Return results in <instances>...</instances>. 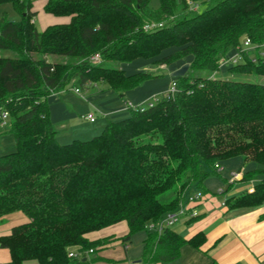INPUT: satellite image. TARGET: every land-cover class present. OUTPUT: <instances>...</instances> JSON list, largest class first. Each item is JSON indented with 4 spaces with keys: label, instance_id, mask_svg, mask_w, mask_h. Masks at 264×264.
Instances as JSON below:
<instances>
[{
    "label": "trees",
    "instance_id": "trees-1",
    "mask_svg": "<svg viewBox=\"0 0 264 264\" xmlns=\"http://www.w3.org/2000/svg\"><path fill=\"white\" fill-rule=\"evenodd\" d=\"M34 1L0 0L21 17L0 20V50L15 55L0 58V113H9L16 145L0 156V219L16 212L29 218L0 237V249L11 254L5 264L96 262L108 241L88 235L121 222L129 227L125 243L149 232L143 262L174 261L187 244L200 249L203 232L186 239L170 228L158 233L146 227L220 175L219 162L243 157L255 164L242 180L264 174V83L216 76L229 51L249 38L255 48L243 51L244 62L228 72L264 79L258 49L264 0H190L207 5L203 12L191 11L189 0H159L157 10L151 0H47L44 12L69 22L43 31ZM180 5L188 13L176 16ZM149 22L164 26L146 33ZM168 49L174 52L161 56ZM94 55L100 63L91 61ZM140 58H158L155 63L167 67L191 59L186 75L176 78L178 93L156 96L153 107L130 110L92 139L61 144L49 97L70 86L104 84L124 98L155 76H127L115 67ZM168 193L171 200L163 201ZM262 202L264 179L253 193L226 201L230 208Z\"/></svg>",
    "mask_w": 264,
    "mask_h": 264
},
{
    "label": "crops",
    "instance_id": "crops-1",
    "mask_svg": "<svg viewBox=\"0 0 264 264\" xmlns=\"http://www.w3.org/2000/svg\"><path fill=\"white\" fill-rule=\"evenodd\" d=\"M38 1H34L33 7V12L36 15L38 12L35 6ZM45 5L46 3L41 5L43 12ZM202 5L204 4H201L200 7ZM44 14L52 16L45 12ZM56 18H62L63 21L49 24L43 30L51 25L69 22V18ZM236 54V48H232L226 57L227 59L232 58ZM138 60L133 61L132 64L127 63L126 67H123V71L127 76L151 70L149 62ZM190 63L191 59H185L180 64H173L174 66L161 65V70L156 73L154 78L133 90L127 91L124 98L115 91L107 89L104 84L85 87L81 89V93H76V87L70 86L63 92L51 95L48 99L50 118L57 131L58 141L61 144H67L74 140L85 141L100 135L109 123L119 121L130 115L131 112L126 108L127 102L137 105L165 93L172 81L176 79L172 78V73ZM230 67L228 65L227 70ZM89 114L94 116L95 121L82 119L83 116ZM15 147L10 122L5 126L0 124V156L13 153ZM246 165L245 163L243 168L247 167L249 170L245 171L242 178L248 172L257 168L255 164ZM224 171L218 175L219 178L216 179L217 181L213 185L210 183L212 182L211 178H209L204 183V189H192L188 193V195L201 193L203 196L199 203L192 205L198 216L192 217L191 213L182 215V219L179 217L178 221L170 227L186 239L203 232L206 238L203 246L197 249L187 244L181 249V255L178 259L152 264H264V202L253 207L240 208H230L226 203L230 198L239 197L245 193H253L256 184L264 179V174L255 178L241 179L229 183L227 177L232 172L224 177L222 176ZM239 182H242V186H235ZM235 189L237 190L235 191ZM229 191L231 193L227 194ZM239 192L241 194L237 196L233 194ZM171 198L172 195L168 201ZM27 222H29V218L22 212H16L1 218L0 237L10 235L15 226ZM128 233L127 222H121L90 233L88 238L91 241H107L109 239L111 241L96 253L95 256L99 257V260L89 264H151L142 261L149 232H139L131 237L130 242L125 243L122 239ZM10 261L11 254L9 250L0 249V264L9 263Z\"/></svg>",
    "mask_w": 264,
    "mask_h": 264
},
{
    "label": "built area",
    "instance_id": "built-area-1",
    "mask_svg": "<svg viewBox=\"0 0 264 264\" xmlns=\"http://www.w3.org/2000/svg\"><path fill=\"white\" fill-rule=\"evenodd\" d=\"M189 7L191 11H196L197 8H199V5H195L193 4L190 0L188 1ZM164 23H160V22H149L146 23L143 26V31L146 33L158 30L163 28ZM255 46L252 43V41L249 38H246L244 40V42L242 43V45L240 46L239 49L237 50V54L232 57V58H228L227 57L224 59L223 64L221 67H223L224 65H229V66H233V65H237L239 63L244 62V57H243V51L246 50H250V49H254ZM259 55L261 57H264V44L259 46ZM91 61L93 63H100L101 61V57L99 55H94L91 58ZM253 61H256V58H253ZM179 91V86H178V82L177 80H173L169 89L165 92L166 97H170L175 95L176 93H178ZM75 92L76 93H81V89L80 88H75ZM157 97H153L151 99V101L145 102V103H141V104H137L135 105L132 102H127L126 103V108L130 111V110H143L146 107H153L155 105L156 99ZM82 119H86V120H90V121H95V118L92 114L83 116ZM10 120V115L7 111H3L2 113H0V124H2L3 126L7 125L9 123ZM215 169L218 173H222L224 171V168H222L219 164L215 165ZM230 178H231V183L236 182V181H240L242 179V175L241 173H237V172H232L230 174ZM220 192H222V190H220ZM202 194L201 193H193L187 196V200L186 203L181 204L178 209H176L173 212H169L167 214H165V216L157 221V222H150L147 224L146 229L151 231V232H158V233H162L164 230L170 228L174 223H176L179 219V217H181L182 215H187L189 213H191L192 217H196L198 216L197 211L195 210V208H193L192 205L199 203L202 200ZM92 252V251H91ZM70 256L72 257L73 254H70Z\"/></svg>",
    "mask_w": 264,
    "mask_h": 264
},
{
    "label": "rangeland",
    "instance_id": "rangeland-1",
    "mask_svg": "<svg viewBox=\"0 0 264 264\" xmlns=\"http://www.w3.org/2000/svg\"><path fill=\"white\" fill-rule=\"evenodd\" d=\"M45 3H46V0H39L35 6L36 11L38 12V14L36 15V18H35V23H36V26L39 29V31H42L43 28L49 24H56V23H60L63 21L62 18H56L53 16H46L44 14V12L42 11V8H41V5H44ZM198 5H201V3H198ZM38 6H40V8H38ZM159 7H160V1L159 0H151V8L152 9L155 10ZM182 8H183V6L180 5L179 10L176 13L177 14L176 16H180V15H183L184 13H188V10L183 12ZM206 8H207V5H202L201 7L197 8L196 10H198L199 12H203L206 10ZM3 17H6L7 19L14 21V22H18L21 18L20 14L14 9V7L11 4L0 5V20ZM160 23H162V22H160ZM173 52H174V49H168L164 53H162L161 56H166V55H169ZM14 57H15V55L10 51L0 50V58H14ZM58 60H60V59H57V61ZM139 60L146 61V62L150 63L151 70H149L147 72H150L153 75H156V73L161 70V65H157L155 63V61H157L158 58H156V59H139ZM184 61L185 60L177 61L174 64L177 65V64H180L181 62H184ZM132 63L133 62H131L129 64H132ZM125 65H127V64H120V65H116L115 67L123 70V67H126ZM170 66H168V67H170ZM227 68H228V65H224V67H222L221 71L216 75L217 78L230 79V80H236V81H250V82H259L260 81L261 83H264V79H259L258 77L245 76V75H239V74H233V75L229 74ZM124 70H125V68H124ZM95 85L96 84H94V86ZM218 164L222 168L225 169L224 173L222 174V176H224V177H226L227 174L229 175L231 172H237V173H241V175H243V174H245V171L249 170V168H247V167L243 168L245 162H244V159L241 157L233 158V159H230V160H227L224 162H219ZM246 166H248V164ZM209 178H211L212 182H210V183H212V185H213V183H216V181H217L216 179L219 178V176L213 174ZM227 178H228V182L231 183L230 176H228ZM240 185L242 186V182L235 184V186H240ZM236 190L237 189H235V191ZM230 193H231V191L227 192V194H230ZM233 194H236V196H237V195L241 194V192L233 193ZM171 195H172L171 193L166 194L165 196L162 197V200L168 201V199L171 197ZM180 219H182V218L180 217ZM177 225H179V224H177ZM175 226H176V224H175ZM107 241L109 242V241H111V239H109ZM28 264H38V263L33 261V262H29Z\"/></svg>",
    "mask_w": 264,
    "mask_h": 264
},
{
    "label": "water",
    "instance_id": "water-1",
    "mask_svg": "<svg viewBox=\"0 0 264 264\" xmlns=\"http://www.w3.org/2000/svg\"><path fill=\"white\" fill-rule=\"evenodd\" d=\"M189 70V64L182 66L180 69L172 73V78H180L186 75Z\"/></svg>",
    "mask_w": 264,
    "mask_h": 264
}]
</instances>
